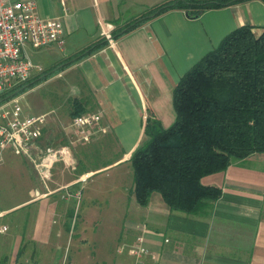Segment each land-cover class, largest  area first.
<instances>
[{
  "label": "crops",
  "instance_id": "crops-1",
  "mask_svg": "<svg viewBox=\"0 0 264 264\" xmlns=\"http://www.w3.org/2000/svg\"><path fill=\"white\" fill-rule=\"evenodd\" d=\"M35 1L39 16L59 18L63 25L61 46H28L48 57L53 69L31 89L53 81L58 91L56 104L25 114H48L36 150L46 153L51 148L67 147L65 158L51 164L45 179L26 159L44 184V195L65 188L47 186L52 170L57 165L74 170L78 151L91 142L74 141L62 129L74 109L83 113L102 110L106 130L93 140L105 147L110 138L108 143L121 149L112 163L85 170L82 167L77 170L78 177L83 173L90 176L109 165L128 164L144 139L147 116L158 119L163 127L173 123V88L180 77L233 29L248 24L258 33L264 28V1L248 0L204 10L196 18L189 17L184 9H170L109 39L107 35L116 34L121 26L166 0ZM99 41L105 44L59 69L62 62ZM42 71L35 70L32 77H39ZM23 94L15 98L19 100ZM75 100L80 103L75 104ZM261 155L234 160L226 170L203 176L201 183L220 187L221 195L193 214L171 211L156 192L145 207H140L129 195L130 184L127 190L121 186L118 198H122L125 223H80L76 231L75 227L71 230V208L66 223H4L8 230L0 233L4 236L0 264H66L71 235L75 236L73 264H264ZM46 159L51 162L50 157ZM80 180L69 184L77 188ZM139 235L149 252L136 258L127 250ZM120 247H124L121 252Z\"/></svg>",
  "mask_w": 264,
  "mask_h": 264
},
{
  "label": "trees",
  "instance_id": "trees-1",
  "mask_svg": "<svg viewBox=\"0 0 264 264\" xmlns=\"http://www.w3.org/2000/svg\"><path fill=\"white\" fill-rule=\"evenodd\" d=\"M244 1L248 0H166L111 37L170 9H184L196 18L204 10ZM252 28L245 24L233 29L180 77L173 88L175 119L171 125L163 127L158 119L146 117L144 139L128 159L129 195L138 206L145 207L156 192L171 211L196 213L221 195L220 187L201 183L203 176L224 171L232 161L251 154L264 155V28L258 33ZM103 44L88 46L62 62L59 69ZM52 72L51 68L16 84L0 96V103L23 94ZM82 113L74 109L71 116Z\"/></svg>",
  "mask_w": 264,
  "mask_h": 264
},
{
  "label": "rangeland",
  "instance_id": "rangeland-1",
  "mask_svg": "<svg viewBox=\"0 0 264 264\" xmlns=\"http://www.w3.org/2000/svg\"><path fill=\"white\" fill-rule=\"evenodd\" d=\"M27 52L34 63L39 62L44 72L52 68L48 57H43L37 50L29 47ZM63 90L67 91L68 88L63 87ZM57 92L56 82L53 81L27 90L19 98L23 114H35L41 109L50 108L58 102ZM94 138L95 136L83 146L85 148L80 146L83 149L77 153L74 170L61 165L52 170L47 186L56 189L63 185L65 188L50 195H44L46 188L37 179L32 164L24 156L15 154L8 148L4 153V162L0 164V209H12L4 212L0 222L66 223L71 218L67 212L71 208L73 215L68 222L73 223L71 230L75 227L76 231L80 223H125L122 198H118L121 186L127 190L132 182L129 162L119 166L109 165L90 176H85V173L79 177L77 175V170L82 167L84 170L99 168L102 164L112 163L121 155V149L108 143L110 138H107L105 147L101 145V141L93 140ZM80 179L82 182L76 184L77 190L69 184ZM71 237L72 242L66 251V264H73L75 236ZM3 239L4 236L0 234V243Z\"/></svg>",
  "mask_w": 264,
  "mask_h": 264
},
{
  "label": "built area",
  "instance_id": "built-area-1",
  "mask_svg": "<svg viewBox=\"0 0 264 264\" xmlns=\"http://www.w3.org/2000/svg\"><path fill=\"white\" fill-rule=\"evenodd\" d=\"M107 38L111 39V36L107 35ZM50 44H63V25L59 18L39 16L35 0H0V96L16 84L28 80L35 70L42 71L32 61L27 47L40 48ZM47 115L23 114L17 98L0 103V164L4 162V153L9 148L33 163L41 179L47 177L46 171L51 164L63 160L67 153V147L51 148L46 153L36 150ZM102 118V110L83 113L71 117L61 127L72 135L74 141L88 142L105 132ZM48 156L50 163L46 162ZM4 215L0 209V220ZM7 230L8 225L0 222V233ZM123 250L124 247L119 248L120 252ZM127 251L136 258L149 252L140 235Z\"/></svg>",
  "mask_w": 264,
  "mask_h": 264
}]
</instances>
